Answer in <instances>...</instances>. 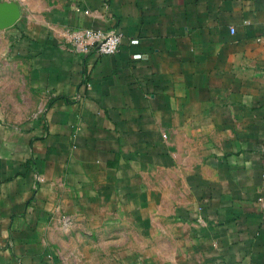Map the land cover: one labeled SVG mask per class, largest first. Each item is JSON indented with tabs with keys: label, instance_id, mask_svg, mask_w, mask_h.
I'll list each match as a JSON object with an SVG mask.
<instances>
[{
	"label": "crops",
	"instance_id": "obj_1",
	"mask_svg": "<svg viewBox=\"0 0 264 264\" xmlns=\"http://www.w3.org/2000/svg\"><path fill=\"white\" fill-rule=\"evenodd\" d=\"M19 3L47 101L0 125V264H264V0Z\"/></svg>",
	"mask_w": 264,
	"mask_h": 264
},
{
	"label": "rangeland",
	"instance_id": "obj_2",
	"mask_svg": "<svg viewBox=\"0 0 264 264\" xmlns=\"http://www.w3.org/2000/svg\"><path fill=\"white\" fill-rule=\"evenodd\" d=\"M24 1L27 0H0V13H3L6 6H10L19 9L20 17L25 16L30 12L23 15L19 6V2ZM26 20L21 19L19 24L26 25ZM8 28L0 27V125L29 127L43 115L46 94L34 73L31 58L24 55L26 41L14 33V29ZM85 239L83 237L82 240ZM87 239L90 251H96V245L100 244L97 238ZM125 240L128 243V238ZM105 242H110V238H106Z\"/></svg>",
	"mask_w": 264,
	"mask_h": 264
},
{
	"label": "built area",
	"instance_id": "obj_3",
	"mask_svg": "<svg viewBox=\"0 0 264 264\" xmlns=\"http://www.w3.org/2000/svg\"><path fill=\"white\" fill-rule=\"evenodd\" d=\"M231 32L234 33L235 29L231 28ZM122 39L123 34L121 32H104L93 28L80 29L71 35V43L74 48L84 54L95 49L99 54L113 55L118 52Z\"/></svg>",
	"mask_w": 264,
	"mask_h": 264
},
{
	"label": "water",
	"instance_id": "obj_4",
	"mask_svg": "<svg viewBox=\"0 0 264 264\" xmlns=\"http://www.w3.org/2000/svg\"><path fill=\"white\" fill-rule=\"evenodd\" d=\"M20 18V11L16 7L6 6L3 13H0V27H11Z\"/></svg>",
	"mask_w": 264,
	"mask_h": 264
}]
</instances>
